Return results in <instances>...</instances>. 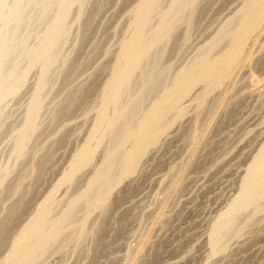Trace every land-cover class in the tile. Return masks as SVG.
Instances as JSON below:
<instances>
[{
    "label": "bare ground",
    "instance_id": "bare-ground-1",
    "mask_svg": "<svg viewBox=\"0 0 264 264\" xmlns=\"http://www.w3.org/2000/svg\"><path fill=\"white\" fill-rule=\"evenodd\" d=\"M204 1L136 0L125 27H115L119 44L113 61L107 60V65L68 91L67 85L83 66L79 58L104 1L93 8L90 0H0V134L11 118L5 111L8 103L29 86L21 122L9 132L10 153L0 167V216L5 214L0 220V264H46L52 254L105 231L99 224L89 228L94 226L89 225L93 213L99 210L100 217L105 218L112 194L136 172L149 149L187 115L189 105L184 101L202 86V91L190 98L202 112L214 92L227 83L228 88H224L229 96L243 67L256 53L255 42L259 43L263 35L264 0H243L239 10L186 66L176 72H172V65L160 71L182 27L186 33L180 48L188 43ZM254 40L251 50L249 42ZM71 41L74 50L71 54L66 51L65 56ZM98 47L93 48L88 61ZM259 47L264 48V43ZM32 74L36 76L34 84L29 82ZM99 80L102 83L95 92ZM79 110L91 120L86 136L70 156L68 167L37 203L33 215L19 226L27 197L43 182L46 166L56 155L55 147L69 141L64 137L68 132L64 118L73 117ZM199 122L197 118L196 130ZM210 129L201 128L199 135L193 132L190 156L200 151ZM46 133L52 134L53 143L38 142ZM37 143L42 147L41 156L33 150ZM256 151L237 196L209 230L206 264L224 256L232 240L264 221V141ZM27 160L29 164L23 168ZM89 169L93 171L84 179ZM182 184L180 172L170 185L169 198ZM61 188H66L67 194L59 199ZM8 198L15 199L10 206L5 204ZM167 203L152 228L163 218ZM15 228L18 231L11 238ZM144 238L138 251L147 244L149 237ZM134 255L129 260L133 257L136 262ZM221 261L218 264H225Z\"/></svg>",
    "mask_w": 264,
    "mask_h": 264
},
{
    "label": "rangeland",
    "instance_id": "rangeland-1",
    "mask_svg": "<svg viewBox=\"0 0 264 264\" xmlns=\"http://www.w3.org/2000/svg\"><path fill=\"white\" fill-rule=\"evenodd\" d=\"M101 1L90 0V6L96 8L94 5L98 6ZM103 1L104 7L93 23L91 37L79 58L83 66L76 78L67 85L68 91L88 80L101 65L108 62L107 60L113 61L112 58L117 52L114 50L118 49L119 44V38L114 35L115 27H125L136 0ZM242 2L243 0H205L194 28L190 31L188 43L180 48L186 33V29L182 27L175 35L176 40L162 61L160 71L170 65L173 66L172 72L186 66L221 25L239 10ZM262 39L264 40V32L259 43L256 40L249 42V49L257 47L256 53L250 59L252 62L243 67L228 97L225 90L229 83L224 86L226 88L223 87L224 90L222 88L214 92L202 112L191 102L192 97L202 91V86L190 97L192 99L184 101L185 106L189 105L187 115L169 129L158 145L149 149L148 155L142 158L136 172L112 194L105 218L100 217L99 210L93 213L89 225L94 226L89 228L99 224L105 226L106 230L94 239H86L84 243L74 242L63 252L52 254L46 264H130L133 257L129 259L136 253V262L132 261L133 264H206L209 230L215 219L227 211L233 197L237 196L249 161L264 141V48L259 50V46L264 43ZM72 41V44L67 46L69 49L66 47L64 50L65 56L68 55L66 51L71 54L74 50ZM95 46H99L98 51L92 60L88 61ZM34 75L29 78L30 84L36 81ZM104 75L105 72L100 80ZM100 80L97 88L95 86V92L102 83ZM28 91L29 86L23 88L5 109L11 113V118L0 134V167L5 164L10 153L9 132L21 122L22 108L28 100ZM223 95L226 97L225 101ZM49 106V103L46 104V109ZM81 111L76 112L73 117L64 118L63 122L68 124V132L64 133V137L69 138V141L66 145L55 147L56 155L46 166L43 182L37 186L36 191L28 195L29 198L27 197L26 211L19 219V226L33 215L34 209L36 210L50 186L68 167L70 156L86 136L91 120L85 118ZM47 114L46 112L45 117ZM197 118L201 122L198 130L194 127ZM209 126L211 129L200 151L195 157L190 156V137L193 132L198 131L194 135H199L201 128ZM42 136L38 142L43 140L51 144L53 141L50 133ZM33 150L38 156L43 154L39 143ZM28 164V160L24 161L22 167L26 168ZM89 170H86L84 179L93 171ZM180 172L183 184L169 198L170 185ZM75 190L77 189L74 188ZM59 194V199H62L67 194L66 188H61ZM8 199L5 204L10 206L15 199ZM167 200L163 218L152 228L157 214ZM4 215L0 216V220ZM16 228L11 238L19 230ZM249 228L240 239L232 240L224 256H216L210 263L218 261V264L222 260L225 264H264V221ZM145 236L150 240L148 239L142 252L138 251Z\"/></svg>",
    "mask_w": 264,
    "mask_h": 264
}]
</instances>
